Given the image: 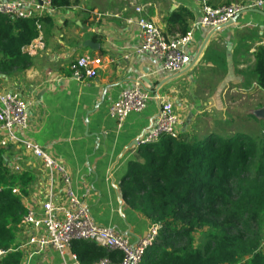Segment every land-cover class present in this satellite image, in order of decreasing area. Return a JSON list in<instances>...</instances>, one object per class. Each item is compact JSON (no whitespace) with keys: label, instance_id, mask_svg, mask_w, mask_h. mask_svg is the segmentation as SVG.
Returning <instances> with one entry per match:
<instances>
[{"label":"crops","instance_id":"crops-1","mask_svg":"<svg viewBox=\"0 0 264 264\" xmlns=\"http://www.w3.org/2000/svg\"><path fill=\"white\" fill-rule=\"evenodd\" d=\"M9 1L14 0H0ZM250 1L71 0L68 7L53 9L43 18L42 46L28 54L30 66L0 75V91L28 102L29 128L18 135L66 167L72 191L97 224L114 228L130 243L143 238L151 226L124 201L120 184L128 175L129 163L142 164L136 141L152 127L158 106L151 101L142 112L129 114L117 125L107 112L122 90L139 80L152 96L170 100L180 120L179 137L189 142L228 131L226 127L232 124L229 116H238L235 111L240 108L248 110L243 117L247 120L242 119L246 123L257 120L258 109L264 115V90L256 84L253 72L255 51L264 48L263 15H240L208 39L194 62L211 31L198 26L202 4L219 8ZM136 8L142 9L141 14ZM259 10L264 13V7ZM172 13H180L188 31L193 32L191 63L179 77L176 73L156 74V62L148 55L136 54L138 29L127 22L143 16L172 37L184 27L167 25ZM83 56L100 59L102 66L95 78L76 81L69 66ZM161 81L164 85L156 90ZM4 134L0 130V141ZM0 151L11 170L27 169L35 175L36 182L22 198V205L41 216L47 182L40 161L18 145L0 146ZM56 200L65 204L63 191L56 190ZM29 235L23 227L15 234L14 245L21 254L18 264L73 263L72 248L78 243L62 257L51 248L39 251L36 245H29Z\"/></svg>","mask_w":264,"mask_h":264},{"label":"trees","instance_id":"trees-1","mask_svg":"<svg viewBox=\"0 0 264 264\" xmlns=\"http://www.w3.org/2000/svg\"><path fill=\"white\" fill-rule=\"evenodd\" d=\"M53 9L71 0H50ZM43 19L12 20L0 15V75L26 70L30 56L22 49L37 37ZM172 13L167 25H184ZM187 26L179 35H185ZM256 84L264 90V48L255 53ZM209 134L201 140L161 138L140 146L142 164L129 163L120 184L124 201L157 227L156 237L140 264H264V136ZM36 182L27 170H11L0 151V264H18L14 245L26 214L22 198ZM16 191V192H14ZM203 234L195 247L194 234ZM204 232V233H203ZM72 253L82 264L120 259L91 243Z\"/></svg>","mask_w":264,"mask_h":264},{"label":"built area","instance_id":"built-area-1","mask_svg":"<svg viewBox=\"0 0 264 264\" xmlns=\"http://www.w3.org/2000/svg\"><path fill=\"white\" fill-rule=\"evenodd\" d=\"M264 0H252L246 4H232L212 8L204 2L198 26L212 30L233 20L246 9H262ZM50 0H14L0 2V15L12 20L43 19L52 13ZM141 14L142 9L136 8ZM128 24H135L138 29L139 46L135 49L138 55H148L157 64L156 74H175L187 69L191 63L190 46L193 32L185 35L165 36L151 21L143 16L128 19ZM37 37L24 47L27 54H34L42 46L41 24L36 23ZM100 59L79 57L70 66V74L76 81L93 79L101 68ZM155 101L158 114L148 132L136 141V146L157 143L161 138L178 139L180 120L174 112L173 103L167 98L151 95L142 88L140 81L119 94V98L108 109L107 115L117 125L123 123L131 113H140L149 102ZM29 128L28 102L12 92L0 91V130L4 137L1 147L18 145L25 152L39 160L45 172L47 192L41 204V216L32 210H26L21 225L30 231L28 244L36 245L38 250L51 248L62 257L73 244L85 242L108 251L117 252L120 259L103 258L92 264H140L147 249L153 243L157 227L150 226L145 236L135 243H130L117 230L97 224L90 216L71 189V179L66 167L54 159L48 152L35 143L18 135ZM19 171V168H13ZM64 192L65 204L56 200V190ZM16 192V191H14ZM5 254L0 251V255ZM72 264H80L72 255Z\"/></svg>","mask_w":264,"mask_h":264},{"label":"rangeland","instance_id":"rangeland-1","mask_svg":"<svg viewBox=\"0 0 264 264\" xmlns=\"http://www.w3.org/2000/svg\"><path fill=\"white\" fill-rule=\"evenodd\" d=\"M259 110H261V109H258V111H257V114H256L257 120L252 122V123H246L245 120H242V119L247 120V118H243V117H244V115H247L246 112L248 110H246L244 108H240V110H236L235 112H237L239 115L238 116L237 115H235V116L230 115L229 116L230 120H231V122H229V123H232V124H230V126L226 127V129H228V131H226V130L221 131L222 134L220 136H222V135L223 136H229V135L234 136L237 133H242V134H246L248 136H251V138L256 139V141H257V138L264 133V115H260ZM253 119L255 120V116ZM226 121L228 123L229 118ZM263 136H264V134H263ZM203 241H204L203 234L201 232L194 234L195 247H201V245L203 244ZM262 248H264V243L262 245Z\"/></svg>","mask_w":264,"mask_h":264},{"label":"water","instance_id":"water-1","mask_svg":"<svg viewBox=\"0 0 264 264\" xmlns=\"http://www.w3.org/2000/svg\"><path fill=\"white\" fill-rule=\"evenodd\" d=\"M247 12H252V13H258V14H261L264 16V13L262 11H260L259 9H246V10H243L241 13H239L233 20L229 21L228 23H226L225 25H222L218 28H215V29H212L210 31V33L208 34L205 42L202 44L201 46V49L199 50L198 54L194 57V62L198 59L204 45L206 44V42L208 41V39L214 34L216 33L217 31L221 30V29H224V28H227L229 27L230 25H232V23L238 18L240 17V15L244 14V13H247ZM189 69V67L184 71L186 72L187 70ZM184 72H179V73H176L175 77H179L182 73ZM164 82L165 81H161V82H158L157 85H156V90L160 89L163 85H164ZM151 83L148 81V85H150Z\"/></svg>","mask_w":264,"mask_h":264}]
</instances>
